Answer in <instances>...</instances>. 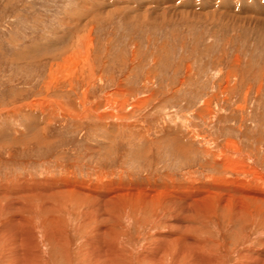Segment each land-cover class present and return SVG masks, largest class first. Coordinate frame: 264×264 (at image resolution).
<instances>
[{
  "label": "rangeland",
  "instance_id": "374dc122",
  "mask_svg": "<svg viewBox=\"0 0 264 264\" xmlns=\"http://www.w3.org/2000/svg\"><path fill=\"white\" fill-rule=\"evenodd\" d=\"M0 191V264H264V0H0Z\"/></svg>",
  "mask_w": 264,
  "mask_h": 264
},
{
  "label": "bare ground",
  "instance_id": "6f19581e",
  "mask_svg": "<svg viewBox=\"0 0 264 264\" xmlns=\"http://www.w3.org/2000/svg\"><path fill=\"white\" fill-rule=\"evenodd\" d=\"M83 48V47H82ZM83 51V50H82ZM85 52V51H84ZM2 190V189H1ZM1 192V191H0ZM11 227V226H10ZM7 229V228H6ZM2 230V229H1ZM10 229H8L9 231ZM4 231V230H3ZM1 231V232H3ZM0 232V233H1ZM17 235V234H16ZM5 236V235H4ZM10 238V237H9ZM19 240V243L13 241L11 242V246H13L12 248H10L8 250V253L5 256V261H9V264H39L38 260L36 259V252H34L32 246H31V238L27 235H24L23 233H21L20 235H18L17 237ZM11 239V238H10ZM13 239V238H12ZM16 239V238H15ZM1 240V239H0ZM5 241V240H4ZM22 243L25 244V246L20 247L19 245H21ZM10 244V243H9ZM23 244V245H24ZM114 248V247H113ZM113 250V249H112ZM111 251V250H110ZM112 252V251H111ZM118 254V253H117ZM116 254V255H117ZM119 255V254H118ZM121 256V255H119ZM112 258V256H110ZM114 257V256H113ZM117 257V256H116ZM114 257V259L116 258ZM118 260V259H117ZM109 261H111V259H109ZM114 261V264L116 263L115 260H112V262ZM120 262V261H119ZM122 263V262H121ZM117 264V263H116Z\"/></svg>",
  "mask_w": 264,
  "mask_h": 264
}]
</instances>
